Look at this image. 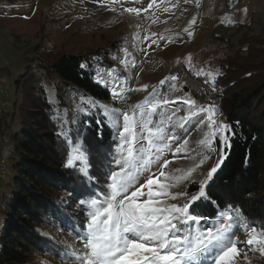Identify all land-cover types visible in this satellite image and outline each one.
Returning <instances> with one entry per match:
<instances>
[{
    "label": "rangeland",
    "instance_id": "rangeland-1",
    "mask_svg": "<svg viewBox=\"0 0 264 264\" xmlns=\"http://www.w3.org/2000/svg\"><path fill=\"white\" fill-rule=\"evenodd\" d=\"M250 48L259 56L264 52V0H0V155L3 152L6 155L9 147H5L9 145L6 137L12 136L20 124L21 119L14 118L12 123L9 117H13L14 105L21 94L23 100L15 108L22 110L24 118L25 104L32 98L31 81L43 86L55 114L58 111L62 119L66 114L65 129L77 124L74 118L78 121L92 118L77 115L82 98L84 106L102 104L108 109L126 110L131 116L139 111L135 106L142 105L156 88L170 101L165 109L171 122L165 128L178 139L172 142L173 151H166L152 171L159 176L161 165L169 161L163 169L167 175L160 177V182L169 193H178L184 190L187 184L184 177L190 169H195L191 175L203 180L217 159L202 143L209 131L207 120L197 125L198 116L206 115L199 110L204 105L202 92L211 91L213 101L217 102L215 106L222 113L218 120L225 121L221 106L227 100L226 89L238 90L239 85V82L233 84L232 79L239 77L240 72L236 74L231 69ZM64 55L87 62L94 82L99 62L103 82L98 84L110 92L113 81H119L126 98L123 102L114 101L111 93L109 99L92 98L64 84L54 75V65ZM109 70H114L111 77ZM209 74L215 78V91L205 82ZM172 75L177 76L174 82ZM255 75L259 73L248 74L247 78ZM21 76H24L21 86L16 88ZM161 81L166 83L161 85ZM145 85L146 90L135 91L144 89ZM185 100H195L196 104H186ZM259 108L261 113L264 103ZM193 112L197 113L196 117L192 116ZM153 121L156 122L155 118ZM57 123L60 132L62 124ZM177 147L180 152L174 155ZM206 156L210 159L196 167ZM152 187L155 191L158 185ZM262 189L261 200L264 178ZM143 191L147 193L148 189ZM145 199L147 196L140 198ZM154 199H161L166 205H181L187 198ZM249 224L264 229V218L253 219ZM39 232L58 248L34 250L30 264H65L54 253L59 248L81 247L55 224L48 222L39 227ZM248 239L249 235L245 234L237 243L238 264L264 263V255L258 249L250 250Z\"/></svg>",
    "mask_w": 264,
    "mask_h": 264
},
{
    "label": "snow or ice",
    "instance_id": "snow-or-ice-1",
    "mask_svg": "<svg viewBox=\"0 0 264 264\" xmlns=\"http://www.w3.org/2000/svg\"><path fill=\"white\" fill-rule=\"evenodd\" d=\"M80 67L87 70V62ZM113 71L109 70L110 77ZM95 76L97 83L103 82L99 62ZM209 77L205 82L215 91V78L211 74ZM176 80L177 76L172 75L171 81ZM123 82H127L126 78ZM160 83L164 85L166 81ZM171 87L174 88L175 84ZM146 89L147 85L135 91ZM110 93L114 101L123 102L126 98L121 83L116 80ZM169 103L163 92L154 88L142 105L135 106L139 111H134L130 116L126 110L108 109L102 104L84 106L82 98L77 115L95 119L98 139H103L105 127L112 133V144L102 154L103 162H96L103 171L102 178L91 171L92 164L79 127L74 140L71 127H63L68 124L66 114L63 119L58 111L54 115L53 119L62 124L58 135L69 146L65 167L78 171L81 181V190L76 199L82 219L78 218L79 222L73 224L71 229L81 247L54 253L65 264H238L237 228H242L249 235L247 245L252 246L250 250L258 249L264 255V229L258 230L254 224L250 225L237 205L228 204L221 208L209 191L210 182L214 181L215 174L227 159L240 128L238 122L234 126L218 120L222 113L218 112L214 103L200 105V112L206 115L197 118V125L207 120L209 131L202 143L217 157L207 176L198 180L191 175L195 169H190L189 175L184 177L187 181L184 190L169 193L166 185L160 182V177L167 175L163 169L169 161L165 160L161 165L159 176L152 171L166 151H173L172 142L178 139L165 128V124L171 122L165 109ZM184 103L195 105L196 101L185 100ZM192 116L196 117L197 113L193 112ZM73 122L80 123L75 118ZM83 124L86 133L92 120L85 119ZM178 152L179 147L175 148L173 154ZM207 159L210 157H204L196 167L202 166ZM141 180H144L143 184ZM100 184L105 187H98ZM153 185H158L155 191ZM191 185L195 187L189 191ZM144 188L148 189L147 193L143 191ZM143 196H147V199L141 201ZM169 196L187 199L181 205H166L161 199H154ZM206 205L217 208L215 216L209 217L202 211Z\"/></svg>",
    "mask_w": 264,
    "mask_h": 264
},
{
    "label": "trees",
    "instance_id": "trees-1",
    "mask_svg": "<svg viewBox=\"0 0 264 264\" xmlns=\"http://www.w3.org/2000/svg\"><path fill=\"white\" fill-rule=\"evenodd\" d=\"M248 50L231 69L236 74L240 72L239 77L232 79L233 84L239 82L238 90L227 87V100L221 106L226 122L234 126L239 123V135L214 181L210 182L209 191L221 208L228 204L239 206L250 223L264 218V199L259 197L264 178V109L259 113L264 103V52L259 56L251 48ZM82 60L62 56L54 65L55 77L92 98L109 99L110 92L94 82L88 69H81ZM256 72L259 75L247 78L248 74ZM22 78L24 76L16 81V88L21 86ZM30 87L32 98L29 94L28 100L31 99L25 104L24 118L22 110L15 108L23 100V94L14 105V115L9 119L12 123L14 118L21 119L20 124L12 136L5 139L9 144L5 146H9L6 155L5 152L0 155V264H30L34 250H56L58 245L49 243L39 232V227L48 222L66 230V236L79 242L71 231L72 225L79 222L78 218L82 219L76 199L81 190L79 172L65 167L69 146L58 135V123L53 119L55 110L43 86L31 81ZM85 119L92 120L86 133ZM79 122L71 124V135L75 140L79 127L89 153L91 171L102 178L103 171L96 162H103L102 154L112 144V133L105 127L100 140L94 118H82ZM194 187L191 185L188 190ZM202 211L213 217L217 208L206 205ZM245 234L242 228L236 229L238 242Z\"/></svg>",
    "mask_w": 264,
    "mask_h": 264
},
{
    "label": "built area",
    "instance_id": "built-area-1",
    "mask_svg": "<svg viewBox=\"0 0 264 264\" xmlns=\"http://www.w3.org/2000/svg\"><path fill=\"white\" fill-rule=\"evenodd\" d=\"M201 97L204 99V101L201 100V103L202 104L214 103L215 105H217L216 104L217 102L216 101L215 102L213 101L214 98L212 99L211 91H204V92H202Z\"/></svg>",
    "mask_w": 264,
    "mask_h": 264
}]
</instances>
